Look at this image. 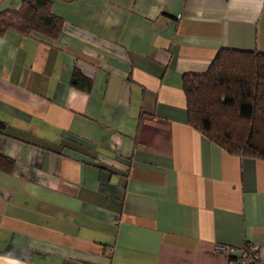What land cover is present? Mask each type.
Listing matches in <instances>:
<instances>
[{"label": "crops", "instance_id": "obj_1", "mask_svg": "<svg viewBox=\"0 0 264 264\" xmlns=\"http://www.w3.org/2000/svg\"><path fill=\"white\" fill-rule=\"evenodd\" d=\"M50 1L56 40L0 35V264H228L217 246L264 250V159L193 129L182 86L220 49L264 53V0ZM75 68L89 93L70 86Z\"/></svg>", "mask_w": 264, "mask_h": 264}, {"label": "trees", "instance_id": "obj_2", "mask_svg": "<svg viewBox=\"0 0 264 264\" xmlns=\"http://www.w3.org/2000/svg\"><path fill=\"white\" fill-rule=\"evenodd\" d=\"M50 0H22L0 12V35L14 31L42 42L56 40L63 20ZM70 86L89 93L92 81L74 69ZM187 123L228 154L264 159V53L223 48L202 74H184ZM3 128V126L1 127ZM12 160L0 155V170Z\"/></svg>", "mask_w": 264, "mask_h": 264}, {"label": "built area", "instance_id": "obj_3", "mask_svg": "<svg viewBox=\"0 0 264 264\" xmlns=\"http://www.w3.org/2000/svg\"><path fill=\"white\" fill-rule=\"evenodd\" d=\"M218 252H225L229 258L228 264H264V250L254 243H246L240 249L217 246Z\"/></svg>", "mask_w": 264, "mask_h": 264}]
</instances>
